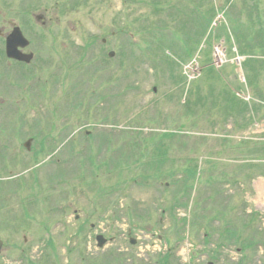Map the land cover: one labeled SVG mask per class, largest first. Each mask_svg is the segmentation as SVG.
<instances>
[{"label": "rangeland", "instance_id": "rangeland-1", "mask_svg": "<svg viewBox=\"0 0 264 264\" xmlns=\"http://www.w3.org/2000/svg\"><path fill=\"white\" fill-rule=\"evenodd\" d=\"M150 2L0 0V51L13 23L38 49L27 67L0 53V264H264V0L202 1L211 44L144 32Z\"/></svg>", "mask_w": 264, "mask_h": 264}, {"label": "trees", "instance_id": "trees-1", "mask_svg": "<svg viewBox=\"0 0 264 264\" xmlns=\"http://www.w3.org/2000/svg\"><path fill=\"white\" fill-rule=\"evenodd\" d=\"M150 1H151L150 5L154 7L152 9V14H153L155 19L154 20L146 19L145 24H147V25L143 28L144 32H147V31L153 29V30H157L158 33L162 35L163 33H161L160 30L165 31V30L169 29L171 26L170 23L174 22L175 26L178 28V30H180L181 34L184 37L187 36V38H188V35L185 31L189 30L190 25L193 26L194 30L199 29V31L197 32V41H199V40L201 41V40L205 39V42L209 43L215 37L214 31L208 33V28H209L210 22H212L214 19V15H213L214 8L212 7V9H210V10L201 11L200 8H203L202 7V5H203L202 1H204V0H188V2H189L188 4H186L182 0H180L182 8L186 9V8H188V5H190V11L193 13V17H191V21L189 22V24H186V22H187L186 19L182 20L180 9H177L176 6L173 7L172 12H169L168 6L174 5L173 0H150ZM249 9H250V11H252L253 9H254V11H256L257 8L255 7V4H252L249 7ZM194 32H196V31H194ZM232 35L234 38L236 37L238 42L242 41V35L239 34L237 30H235V33L233 32ZM168 40H170V42L173 45H175V49L177 47L178 50L181 49L180 45L183 41L180 40V42H179L180 45H179L177 42L172 41L171 39L168 38L167 35H165V37L161 38V41L159 43H156V47H157L156 50L157 51L164 49V53H165V57H166L164 59V61L166 62L167 68L170 69L171 71H173L172 65H174V66L179 65L180 66V63L183 61V57L180 56V54L178 53L177 50L175 53L174 51H172L170 49V47H167V46H169V44L167 43ZM141 43H145V42L133 43L131 41L132 45H130V46H131V48H133L134 45L141 47ZM210 44H211V42H210ZM153 48H155V42H153V41L148 42L147 41V46H146L147 52H150ZM188 48H189L188 51H190V53H191V51H193L195 49V47H188ZM196 49H197V47H196ZM168 51H169V53H167ZM238 52L242 56L244 54H246V51L243 48L239 49ZM190 53H189V55H190ZM251 60H252L251 58H249V59L247 58L243 64V66L246 67L250 63ZM210 62L206 63L207 65L205 67V70L211 71L214 78H217V76H218L219 79H222L221 69H217L213 65H208ZM182 82H185V79L183 80V78H182ZM226 88H227V91H226ZM224 93L226 94L224 96V98L226 100L230 101L231 104L234 105L235 101L242 102V100L239 99V97L231 90L230 87L226 86L224 88ZM190 104H191V101H189L187 98L184 105H187L189 107ZM199 104L201 105V98L199 99ZM203 104L204 103H202V105ZM215 104H216V102H215ZM226 107H227V109H233V107L228 106V105H226ZM174 136H175V134L172 132H164V133H161L158 138H155V140H154L155 146L152 149L156 152L155 155L159 157L158 160H160V161H158V162L161 163L164 158L166 160V155H167V148L163 146L162 141L167 139V138H172ZM158 170L161 171L160 168H158ZM168 256L169 255L166 254V259Z\"/></svg>", "mask_w": 264, "mask_h": 264}, {"label": "water", "instance_id": "water-1", "mask_svg": "<svg viewBox=\"0 0 264 264\" xmlns=\"http://www.w3.org/2000/svg\"><path fill=\"white\" fill-rule=\"evenodd\" d=\"M29 45L28 39L23 35L19 27H15L12 33L7 38V55L12 58L30 61L31 55H26L20 52L19 47H26ZM98 245L101 247L106 242V239L99 235L97 237ZM132 243H135V240H132ZM3 246V242L0 238V252Z\"/></svg>", "mask_w": 264, "mask_h": 264}, {"label": "flooded vegetation", "instance_id": "flooded-vegetation-1", "mask_svg": "<svg viewBox=\"0 0 264 264\" xmlns=\"http://www.w3.org/2000/svg\"><path fill=\"white\" fill-rule=\"evenodd\" d=\"M37 19L38 20H42L43 19V16H37ZM43 23H45V21H43ZM14 23L12 24V27H14ZM0 34H1V31H0ZM9 35V33L6 35V36H4V49H3V54H4V56H5V58H6V60L7 61H9L10 63H12V64H18V65H21V66H23V67H27V66H29V65H31V63L35 60V59H37V57H38V53H37V51H38V49H36V48H34V49H31V50H29V48H30V46H31V44H32V41H31V43H30V45L28 46V47H25V48H23V49H21V51L22 52H24V53H32V55H33V57H32V60L29 62V63H26V62H24V61H19V60H17V59H13V58H10V57H8L7 55H6V53H5V39H6V37ZM103 43H106V40L104 39L103 40ZM57 54H58V51H57V49L56 48H53L52 49V56H55V57H57ZM30 141L32 142L33 140L32 139H30ZM38 142V145L39 146H46L45 144H46V142H45V140H43V139H39V141H37ZM44 144V145H43ZM41 148V149H39V151H36L37 153H40V151H43V149L44 148ZM84 226H86V221L84 220ZM89 226H91V224L89 225ZM24 240H26V237H24Z\"/></svg>", "mask_w": 264, "mask_h": 264}, {"label": "bare ground", "instance_id": "bare-ground-1", "mask_svg": "<svg viewBox=\"0 0 264 264\" xmlns=\"http://www.w3.org/2000/svg\"><path fill=\"white\" fill-rule=\"evenodd\" d=\"M259 193H260L261 195H264V187H260Z\"/></svg>", "mask_w": 264, "mask_h": 264}]
</instances>
